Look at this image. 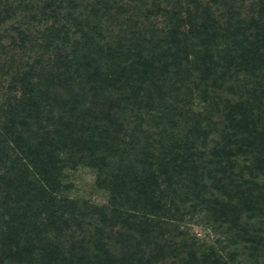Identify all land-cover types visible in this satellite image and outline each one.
Masks as SVG:
<instances>
[{"label":"trees","instance_id":"1","mask_svg":"<svg viewBox=\"0 0 264 264\" xmlns=\"http://www.w3.org/2000/svg\"><path fill=\"white\" fill-rule=\"evenodd\" d=\"M0 264H264V0H0Z\"/></svg>","mask_w":264,"mask_h":264},{"label":"rangeland","instance_id":"2","mask_svg":"<svg viewBox=\"0 0 264 264\" xmlns=\"http://www.w3.org/2000/svg\"><path fill=\"white\" fill-rule=\"evenodd\" d=\"M70 181L73 185V195L88 199L97 203H105L106 197L102 192L94 189V175L91 171L78 168L76 171L69 172ZM193 230L200 235V227H193Z\"/></svg>","mask_w":264,"mask_h":264}]
</instances>
